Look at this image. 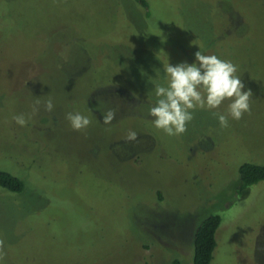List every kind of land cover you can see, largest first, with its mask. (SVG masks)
Wrapping results in <instances>:
<instances>
[{
    "label": "rangeland",
    "instance_id": "rangeland-1",
    "mask_svg": "<svg viewBox=\"0 0 264 264\" xmlns=\"http://www.w3.org/2000/svg\"><path fill=\"white\" fill-rule=\"evenodd\" d=\"M146 1L0 0V171L24 185L0 187V264H192L209 216L211 264H264V181L240 190L239 175L264 165V0ZM199 50L237 66L251 112L221 128L230 100L196 108L168 136L155 85ZM69 112L91 124L73 130Z\"/></svg>",
    "mask_w": 264,
    "mask_h": 264
},
{
    "label": "clouds",
    "instance_id": "clouds-1",
    "mask_svg": "<svg viewBox=\"0 0 264 264\" xmlns=\"http://www.w3.org/2000/svg\"><path fill=\"white\" fill-rule=\"evenodd\" d=\"M195 63L186 62L175 66L167 64L164 71L167 74V85L156 84L155 95L158 97L155 106L150 108V115L154 118V126L168 136H179L187 131V125L193 119L196 108L217 109L225 100H230L228 114L213 112L221 128L229 126V116L240 120L245 113L251 112L250 100L253 96L251 90L242 91L245 87L240 77L235 75L237 66L230 61L221 60L216 55L202 54L196 51ZM43 109L47 112L54 110L52 98L43 102ZM41 110V100L36 99L32 106L31 116ZM116 111L109 109L103 115V123L111 124ZM29 116L28 119H31ZM28 119L23 114L13 117L14 122L24 127ZM70 126L75 131H84L91 124L88 116L81 113L69 112L66 115ZM110 131V129H109ZM126 139L135 141L137 133L129 130ZM7 253L5 241L0 239V261Z\"/></svg>",
    "mask_w": 264,
    "mask_h": 264
},
{
    "label": "trees",
    "instance_id": "trees-1",
    "mask_svg": "<svg viewBox=\"0 0 264 264\" xmlns=\"http://www.w3.org/2000/svg\"><path fill=\"white\" fill-rule=\"evenodd\" d=\"M136 2L147 11L146 0ZM240 190L264 181V165L245 163L239 168ZM0 187L12 193L23 191V182L12 174L0 171ZM221 224L219 216H209L196 229L193 240L192 264H211L217 247L216 233Z\"/></svg>",
    "mask_w": 264,
    "mask_h": 264
}]
</instances>
